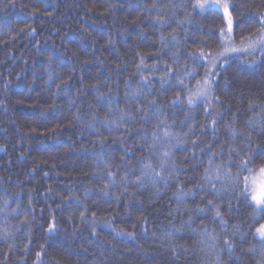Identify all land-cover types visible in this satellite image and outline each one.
Instances as JSON below:
<instances>
[{"label": "trees", "instance_id": "obj_1", "mask_svg": "<svg viewBox=\"0 0 264 264\" xmlns=\"http://www.w3.org/2000/svg\"><path fill=\"white\" fill-rule=\"evenodd\" d=\"M155 2L167 20L163 27L156 24V11L144 10L154 0H0V231L6 228L10 233L0 238V264H217L216 253L221 264H256L260 259L259 252L250 249L259 245L253 234L264 220L249 230L253 206L248 201L235 198L226 187L216 200L226 227L213 219L215 209L193 210L197 205L206 208L213 198L197 187L208 166L209 148L217 153L215 163L229 164L234 176L241 160L250 161L240 175L242 182L247 177L248 184L250 176L264 166V50L229 53L218 62L215 95L221 103L214 105L211 116L205 117L203 100L188 106L185 99L172 107L169 101L176 93L183 89L186 96L189 89L195 91L197 80L210 66L200 50L221 51L227 35L222 37L220 30L227 33V25L215 8L189 16L195 0ZM226 2L234 21L230 36L234 43H242V36L260 27L264 0ZM137 3L141 7H129ZM173 3L178 7L172 8ZM179 5H186V10ZM173 33L175 46L170 40L161 42V36ZM48 53L59 63L49 66ZM174 53L179 56L177 63L170 58ZM193 55L198 57L195 62ZM141 57L144 65L138 70ZM42 64L53 73L51 80ZM166 64L174 73L161 90ZM186 67L197 74L177 86ZM141 76L150 82L146 88L155 89L148 99L155 98L169 124H175L171 130L186 131L180 124L188 116L194 135L186 148L174 150L178 171L168 187L159 186L157 192L145 183L140 188L129 186L124 195L118 183L108 189L113 195L105 197L101 192L105 181L94 176L99 172L96 154L103 150L113 171L117 165L126 166L117 172V181L127 168L138 169L141 158L158 163L154 155L148 157V145L140 143L145 132L150 138L155 121L145 124L137 118L126 126L127 133L101 131L98 138L82 131L83 124H75L73 115L78 106L85 121L93 110L103 118L104 110L89 107L94 103L90 86L97 82L107 83L119 97V106L135 113L137 105L126 104L124 96L126 87L141 83ZM64 81L71 90L57 94V85L63 88ZM73 99L76 105L70 107ZM218 113L216 134L208 130L201 135L200 126ZM250 119L255 121L251 126ZM226 125L243 135L233 140ZM249 134L251 145L245 138ZM192 139L198 141L196 148ZM230 148L235 150L231 155ZM181 187L185 192L193 190L182 204L175 199ZM86 189L93 194L84 201L89 211L82 223L75 198L83 199ZM92 212L98 221L111 217L95 236ZM53 218L57 230L48 233ZM234 225L240 226L239 231ZM173 226L179 231L174 232ZM205 231L218 237L215 252L202 236ZM167 232L174 235L168 238ZM225 239L233 244L231 255L223 246Z\"/></svg>", "mask_w": 264, "mask_h": 264}, {"label": "snow or ice", "instance_id": "obj_2", "mask_svg": "<svg viewBox=\"0 0 264 264\" xmlns=\"http://www.w3.org/2000/svg\"><path fill=\"white\" fill-rule=\"evenodd\" d=\"M130 8H139L141 5L139 3L135 5H129ZM172 8L178 7L176 4L171 5ZM179 7H183L186 10V5H179ZM206 8H215L219 10L223 9L224 18L227 22V33H225L222 28L221 36L228 35L230 36L233 31V17L229 10V5L226 0H195L192 3V12L188 15L191 16L192 13H197L199 11H203ZM145 11L152 12L156 11L157 16L155 18L156 24L161 27L165 26L167 20L164 16L159 14V9L157 7V3L154 0V3L148 6H145ZM260 27L255 29V31L248 36H242L241 42H246V47L237 48V47H228L227 43L224 42L222 44V50L216 54H212L211 52L205 53L202 49L200 50V57L206 58L209 61V67L206 69L205 76L197 80L195 91L189 89L187 91V95L183 93V89L181 92L176 93V96L173 100L169 101V104L172 107H176L180 102L186 99L188 106H193L197 104L199 101L203 100L207 105L204 108L205 117L211 116L214 111V105L220 104V97L215 95V87L217 84L216 72L215 69L218 65V62L221 60H225L229 53L233 52H247L252 51L253 54L257 50H264V15H262L259 21ZM23 31V29H21ZM34 32V29L32 30ZM161 42L164 43L166 40L172 41L171 46H175L177 43L176 35L170 34L168 37L161 36ZM113 41L111 37H109L108 44L112 45ZM173 63H177L179 60L178 54H173L171 57ZM194 62L198 57L194 55L191 57ZM47 60L49 66L53 63H59L57 57H53L52 53H48ZM87 62V61H86ZM144 65V58H140V64L137 65V68ZM222 66V65H221ZM42 67L44 65L42 64ZM44 71L47 72L49 80L52 79L53 73L49 70V67H44ZM165 76H162L160 79L161 90H163V86L167 80H171L174 69L169 67L167 64L165 65ZM197 73L195 70L189 71L187 67L182 76L177 78L178 85L183 86L184 80L186 78L192 77ZM64 87L61 88L60 85H57L58 93L61 91L67 92L71 89L68 87V82H62ZM145 84H149L150 82L145 79V77L141 76V83L137 85L135 88L126 87L124 101L126 104L137 105L135 109V113L128 110L126 107L119 106V97L114 96L112 94V89L107 83L97 82L90 86L91 92L94 93L93 101L94 103H90L89 107L92 109H100L104 110L103 118L100 117L98 111L93 110L90 112L91 119L89 121H85L83 116L80 113V109L77 106V111L73 115V122L75 124H83L82 131H88L90 134L100 137L101 131H107L109 133L113 132H121L122 135L129 131V127L131 124L137 121L141 123H148L150 121H155V126L153 131L151 132L150 138L147 132L144 133L140 138L141 144L148 145L147 152L148 157H152L154 155L155 160L158 162L153 164L152 159L150 158H141L139 160V168L131 169L127 168L123 174L120 176L119 181H117L116 175L119 172L121 167H126L125 165H117L116 171L112 170V164L109 159L106 158L103 150L100 153L96 154V168L99 169L98 173H95L94 176L96 179L105 181L102 185L101 192L105 197L113 195L108 189L119 183L122 194L128 195V187L134 186L137 188L142 187L145 183H150L155 191H159V186L168 187V183L171 179L174 178V174L178 171L175 160L173 159V152L177 148H186L188 146L189 138L194 135V126L188 124V119L191 117L186 116L185 120L181 122L180 128L183 130L185 126L187 127L186 131H182L180 133L173 132L171 129L175 127V124H169L168 116L166 114L165 109L162 106H159L157 100L155 98L149 100L148 97L152 95V92L155 89H152L150 86L145 87ZM107 88V91L103 89ZM141 98H143V103H141ZM76 105V100H69V106ZM219 116L212 118L207 124L201 125V135L205 134L206 131L211 130L215 135L217 132V126L219 123ZM254 120H249L248 125L251 126L254 124ZM226 128L229 131V134L233 140L239 138L243 133L239 132L232 125H226ZM35 131V129H33ZM249 145H251V134L247 137ZM101 143L104 141L101 140ZM198 141L196 139L191 140L192 148H196ZM208 166L204 168L202 182L197 186L199 191L209 193L213 198L207 200L206 208H202L199 205L193 210L196 213H205L207 211H211L215 209V215L213 217L214 220L220 219L222 225L226 227L227 222L224 221L221 217V212L219 211V207L216 204V200L224 195L227 189H230L235 198L242 197L244 200L248 201L249 206H253V212L251 214V220L253 224L249 225V230L252 229L254 225H256L258 220H264V186H261L259 190L254 187H251L247 182V177H245L244 181L240 180L241 173L247 168V164L250 161L241 160L239 165H236L238 171L233 175L231 169L229 168V164L220 163L216 164L215 160L217 157V153L211 152V149H208ZM235 150L233 148L229 149V154ZM127 156V153H125ZM123 160V158H122ZM230 163V161H229ZM261 171H264V166H262ZM134 177V179H131ZM217 184H220V187H217ZM243 184V186H241ZM93 193L89 190H85L84 198L81 199L79 197L75 198L77 207L81 208L80 211V220L83 223L87 219L88 207L84 202L88 197H90ZM193 190H189L185 192L183 188H179L177 193L175 194V199L178 203H183L188 197L192 196ZM135 194H132V198H134ZM119 200V197H116ZM14 212H17L18 209H13ZM27 215V214H26ZM91 232L92 235H97V228L102 225H107L111 222V217L105 218L103 220L98 221L96 218V213H91ZM71 222V217L69 218ZM27 223V220L24 221ZM189 225L191 221L187 222ZM183 226V225H182ZM174 227V226H173ZM237 231H239L240 226H233ZM57 230V224L55 218H53L47 226V232L53 233ZM179 231L174 227V232ZM174 232H167L165 236L171 238L174 235ZM235 234V233H233ZM10 235L8 230L5 228L0 231V238H7ZM118 235H129L131 233H123L120 232ZM254 238H258L259 245H253L250 251L259 252L260 259L256 262V264H264V222H259L258 226H255ZM202 236L206 238V240L210 243V247L215 250L219 247L218 237L215 234H209L207 231L202 233ZM205 240L202 239L201 243H204ZM224 248L227 250L228 254L231 255L233 252V244L230 240L225 239L223 242ZM37 260L40 259L41 253L38 252ZM217 264H221L219 253H216Z\"/></svg>", "mask_w": 264, "mask_h": 264}, {"label": "rangeland", "instance_id": "obj_3", "mask_svg": "<svg viewBox=\"0 0 264 264\" xmlns=\"http://www.w3.org/2000/svg\"><path fill=\"white\" fill-rule=\"evenodd\" d=\"M219 10L222 12V14L224 16L223 9L220 8ZM226 25H227V22H226ZM225 42H228L227 43V46L228 47H237V48L246 47V44L245 43H238V44L237 43H234L233 40H232V38H231V36H228V35L225 38ZM249 52L250 51H247V52H239V53L247 54ZM249 185L251 187L256 188L257 190H259V188L261 186H264V171H261L260 170L259 172H257L255 174H253L252 176H250V178H249Z\"/></svg>", "mask_w": 264, "mask_h": 264}]
</instances>
